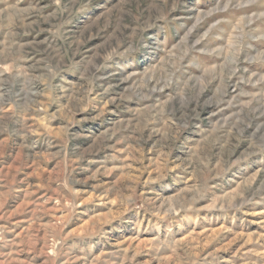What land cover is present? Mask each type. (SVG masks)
Returning a JSON list of instances; mask_svg holds the SVG:
<instances>
[{"label": "rangeland", "instance_id": "rangeland-1", "mask_svg": "<svg viewBox=\"0 0 264 264\" xmlns=\"http://www.w3.org/2000/svg\"><path fill=\"white\" fill-rule=\"evenodd\" d=\"M0 264H264V0H0Z\"/></svg>", "mask_w": 264, "mask_h": 264}]
</instances>
